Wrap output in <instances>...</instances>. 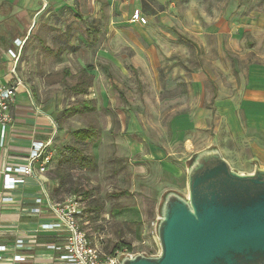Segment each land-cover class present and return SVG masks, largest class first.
Segmentation results:
<instances>
[{
  "label": "rangeland",
  "instance_id": "rangeland-1",
  "mask_svg": "<svg viewBox=\"0 0 264 264\" xmlns=\"http://www.w3.org/2000/svg\"><path fill=\"white\" fill-rule=\"evenodd\" d=\"M103 1L72 0L71 11L59 13L56 49L46 62L49 73L43 68L46 57L38 58V101L62 119L63 130H58L55 144L59 155L67 153L66 146L79 144L72 130L96 128L88 144L96 167L76 173L77 182L94 191L90 198L77 196L83 209L80 224L89 238L106 254L114 249L129 251L117 248L123 242L131 244L129 252L158 254L155 230L161 199L169 189L187 194V158L206 143L200 135L196 138L200 142L185 146L184 122L176 117L190 104H202L204 98L211 105L214 85L210 77L223 85L225 94L240 81L235 65L216 68L214 55L193 45L186 33L192 25L186 4L232 0H112L119 6L112 10ZM233 4H264V0H234ZM136 7L147 16L146 24L130 22V12ZM161 8L162 15L158 13ZM99 50L104 53L97 54ZM26 59V65L32 62V57ZM232 59L235 64L237 58ZM89 66L94 67L89 71L94 84L85 93L93 100L92 109L62 117L65 108L85 101L71 86L80 80L78 71ZM243 132L236 137L232 130L222 128V151L233 169L252 172L256 164L264 165V130L245 127ZM156 146L169 154L174 172L157 158L146 157Z\"/></svg>",
  "mask_w": 264,
  "mask_h": 264
},
{
  "label": "crops",
  "instance_id": "crops-1",
  "mask_svg": "<svg viewBox=\"0 0 264 264\" xmlns=\"http://www.w3.org/2000/svg\"><path fill=\"white\" fill-rule=\"evenodd\" d=\"M105 1L103 4L107 3L110 10L112 6L119 7L118 4L113 5L112 0ZM233 1L228 4H186L190 6L189 18L192 21L186 33L193 45L203 46L206 52L213 54L216 59L212 65L216 68L235 65L240 80H236L235 87L225 94L223 85L216 78H208L214 85L211 105L204 98L202 104L192 103L188 110L176 117L184 122L187 132L185 146L200 142L196 140L200 135V140L206 142L193 151L187 161L196 152L213 145L223 154L222 128L232 130V135L236 137L245 134V127L248 130H264V4H233ZM70 3L72 0H0V82L13 85L21 82L17 85L16 102L11 109L13 123L7 128L4 143L0 145V245L7 248L0 252L3 256L0 264H51L58 252L49 249L47 244L62 241L56 231L40 230L42 224L55 221L46 205L41 206L39 213L32 209L38 206L36 199L41 197L44 186L51 193L58 185L54 169L56 158L62 156L55 148L57 132L63 130L62 119L60 126L53 108H44L38 101L37 85L41 77L38 58L46 57L43 68L49 73L50 64L46 62L56 49L58 16L62 10L71 11ZM170 5L176 7V4ZM163 9L158 13L162 15L165 12ZM100 13V19L104 20V11L100 10ZM180 24L183 22L180 21ZM10 50L15 52V57ZM63 50L60 48L59 51ZM102 53L103 50L97 52L99 55ZM27 56L32 57V62L26 65ZM232 57L237 58L235 64ZM92 69L94 67L89 66L79 70L78 82L86 80V73L92 76L89 72ZM104 69L110 72L108 66L104 65ZM28 74L31 75L28 77ZM92 80L87 89L93 88ZM85 92L76 93L84 96L85 101L91 100L87 99ZM102 134L106 132L102 131ZM35 142L49 143L48 148L56 157L42 174L43 183L27 177L14 188L6 189L5 167L26 164ZM147 155L150 159L157 158L169 171L176 169L168 158L169 154L161 147L151 148ZM19 238L26 244L22 249L16 248ZM16 254L25 255V259L14 260Z\"/></svg>",
  "mask_w": 264,
  "mask_h": 264
},
{
  "label": "water",
  "instance_id": "water-1",
  "mask_svg": "<svg viewBox=\"0 0 264 264\" xmlns=\"http://www.w3.org/2000/svg\"><path fill=\"white\" fill-rule=\"evenodd\" d=\"M187 194L167 190L158 208L160 252H122L121 264H264V166L231 167L213 145L186 166Z\"/></svg>",
  "mask_w": 264,
  "mask_h": 264
},
{
  "label": "built area",
  "instance_id": "built-area-1",
  "mask_svg": "<svg viewBox=\"0 0 264 264\" xmlns=\"http://www.w3.org/2000/svg\"><path fill=\"white\" fill-rule=\"evenodd\" d=\"M148 18L138 7L134 8L130 15V22L146 24ZM15 57V52L10 50ZM0 82V145H3L7 135V128L12 126L13 115L11 113L17 97V85ZM49 143L35 142L26 164L8 165L4 172V187L12 189L17 183L24 182L27 177H33L43 183L44 174L48 166L55 160V154L48 148ZM16 173L17 175H14ZM7 200V198H5ZM37 207L32 211L39 213L45 204L48 211L52 212L55 221L44 223L40 230L56 231L62 238L61 242H50L47 244L58 254L51 264H121L119 254L123 251L106 254L89 238L86 231L81 227L80 219L83 209L76 195H69L65 199L56 201L52 198L50 191L44 186L42 195L36 199ZM22 238L17 239L16 248L25 246ZM5 245H0V252L6 251ZM3 258L0 255V260ZM25 255L16 254L14 260L21 261Z\"/></svg>",
  "mask_w": 264,
  "mask_h": 264
},
{
  "label": "trees",
  "instance_id": "trees-1",
  "mask_svg": "<svg viewBox=\"0 0 264 264\" xmlns=\"http://www.w3.org/2000/svg\"><path fill=\"white\" fill-rule=\"evenodd\" d=\"M83 77V76H82ZM86 80L78 82L73 86L76 92L83 93L87 90L88 86L91 85L92 76H88V73L84 74ZM115 86V85H114ZM93 101L87 100L82 104H77L75 106H70L63 110L62 117H70L77 113H83L87 110L92 109ZM58 123L61 126V119H58ZM61 128V127H60ZM74 139L79 144H74L71 146H66L67 153L60 157L57 161L56 169H54V174L58 178V185L51 192V196L56 201L63 200L64 198L57 199L55 196H60L61 194H75L81 195L84 198H90L93 196V188L88 186H81L77 182L76 173L78 170L82 171L87 168H95L96 163L94 161V156L88 151V144L94 138L96 134V128L93 126L82 127L71 131ZM126 193V192H121ZM109 195V194H108ZM101 208V206H100ZM127 247L131 251V244L117 245V248ZM120 251V249H114L112 253Z\"/></svg>",
  "mask_w": 264,
  "mask_h": 264
}]
</instances>
